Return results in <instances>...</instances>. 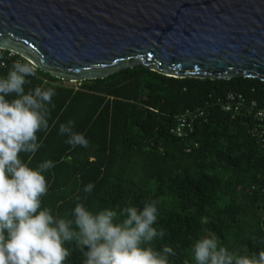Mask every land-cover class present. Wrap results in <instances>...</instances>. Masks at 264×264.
Returning a JSON list of instances; mask_svg holds the SVG:
<instances>
[{
  "label": "trees",
  "instance_id": "trees-1",
  "mask_svg": "<svg viewBox=\"0 0 264 264\" xmlns=\"http://www.w3.org/2000/svg\"><path fill=\"white\" fill-rule=\"evenodd\" d=\"M2 53L0 77L16 60L26 62L17 55L6 61L9 52ZM27 79L26 91L41 86L56 93L48 106L49 130L37 132L42 146L30 163L31 154H19L32 169L46 160L55 163L43 173L48 192L41 198L42 208L74 219L77 196L93 212L129 201L143 210L144 201L157 199L160 217L154 227L167 235L155 247H173L177 256L170 260L175 264H182L185 250L207 233L229 250H264V146L250 137V119H233L211 105L207 123L198 124L188 139L170 133L175 117L229 92L264 108V81L176 79L143 66L78 87L37 69ZM69 120L75 132L84 133L88 147L65 143L68 137L59 134V126ZM89 183L94 188L85 193ZM64 246L72 249L64 264H83V252L74 242Z\"/></svg>",
  "mask_w": 264,
  "mask_h": 264
},
{
  "label": "water",
  "instance_id": "water-1",
  "mask_svg": "<svg viewBox=\"0 0 264 264\" xmlns=\"http://www.w3.org/2000/svg\"><path fill=\"white\" fill-rule=\"evenodd\" d=\"M0 50L68 83L138 66L264 81V0H0Z\"/></svg>",
  "mask_w": 264,
  "mask_h": 264
},
{
  "label": "clouds",
  "instance_id": "clouds-1",
  "mask_svg": "<svg viewBox=\"0 0 264 264\" xmlns=\"http://www.w3.org/2000/svg\"><path fill=\"white\" fill-rule=\"evenodd\" d=\"M29 76H35V66L16 60L0 77V264H64L72 251L64 246L69 242L83 252V264H175L170 260L177 256L173 247H155V241L167 235L165 229L154 227L160 217L157 199L144 201L143 210L129 201L93 212L77 196L74 219L42 208L41 198L48 192L43 173L55 163L46 160L36 169L28 163L42 146L37 132L49 130L48 106L56 93L41 86L26 91ZM73 129L71 120L60 124L59 134L68 137L65 143L88 147L84 133ZM20 153L31 154L28 163ZM93 188L89 183L83 191L91 193ZM182 264H264V250H229L214 233H207L185 250Z\"/></svg>",
  "mask_w": 264,
  "mask_h": 264
},
{
  "label": "built area",
  "instance_id": "built-area-1",
  "mask_svg": "<svg viewBox=\"0 0 264 264\" xmlns=\"http://www.w3.org/2000/svg\"><path fill=\"white\" fill-rule=\"evenodd\" d=\"M0 50V56L3 55ZM13 53L4 56V59L14 58ZM2 66L5 65L3 62ZM36 71V68H35ZM76 85L79 83H70ZM211 105L217 106L220 110L233 119L236 117H245L250 119L249 135L250 137L264 146V108H260L255 100H248L244 95L236 92H229L223 98H219L210 104L206 103L205 107L197 110H188L184 114L175 117L176 124L170 133L177 139H188L201 122L207 123L206 110ZM197 147V145L195 146Z\"/></svg>",
  "mask_w": 264,
  "mask_h": 264
},
{
  "label": "rangeland",
  "instance_id": "rangeland-1",
  "mask_svg": "<svg viewBox=\"0 0 264 264\" xmlns=\"http://www.w3.org/2000/svg\"><path fill=\"white\" fill-rule=\"evenodd\" d=\"M77 85V87L79 86V84H76Z\"/></svg>",
  "mask_w": 264,
  "mask_h": 264
}]
</instances>
